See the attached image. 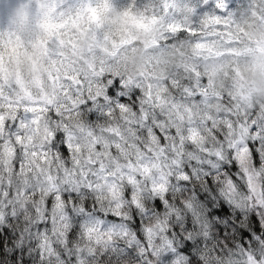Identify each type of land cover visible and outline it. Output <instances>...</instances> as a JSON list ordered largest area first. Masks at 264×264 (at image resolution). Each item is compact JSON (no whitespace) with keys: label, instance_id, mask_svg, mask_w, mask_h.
I'll list each match as a JSON object with an SVG mask.
<instances>
[{"label":"clouds","instance_id":"9594fccd","mask_svg":"<svg viewBox=\"0 0 264 264\" xmlns=\"http://www.w3.org/2000/svg\"><path fill=\"white\" fill-rule=\"evenodd\" d=\"M0 264H264V0H0Z\"/></svg>","mask_w":264,"mask_h":264}]
</instances>
